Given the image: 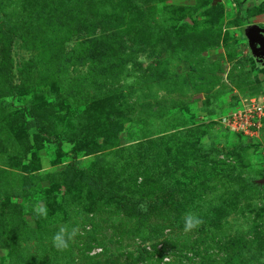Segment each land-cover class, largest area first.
Here are the masks:
<instances>
[{
	"label": "rangeland",
	"instance_id": "374dc122",
	"mask_svg": "<svg viewBox=\"0 0 264 264\" xmlns=\"http://www.w3.org/2000/svg\"><path fill=\"white\" fill-rule=\"evenodd\" d=\"M0 11V264H264V121L227 123L264 95V0ZM61 227L79 229L64 251Z\"/></svg>",
	"mask_w": 264,
	"mask_h": 264
},
{
	"label": "built area",
	"instance_id": "2783aa9c",
	"mask_svg": "<svg viewBox=\"0 0 264 264\" xmlns=\"http://www.w3.org/2000/svg\"><path fill=\"white\" fill-rule=\"evenodd\" d=\"M264 121V95L257 99L245 102L241 109L227 120L228 127L245 135L256 134L263 126Z\"/></svg>",
	"mask_w": 264,
	"mask_h": 264
},
{
	"label": "clouds",
	"instance_id": "9594fccd",
	"mask_svg": "<svg viewBox=\"0 0 264 264\" xmlns=\"http://www.w3.org/2000/svg\"><path fill=\"white\" fill-rule=\"evenodd\" d=\"M37 215L47 216V210L44 205L39 204L34 208ZM203 223V220L198 215L188 212L184 216V231L191 232L198 228ZM79 232L78 228H72L69 230L67 227H61L59 230L51 237L52 245L59 251H64L68 249L70 243L74 241L75 237ZM167 259V258H165Z\"/></svg>",
	"mask_w": 264,
	"mask_h": 264
},
{
	"label": "water",
	"instance_id": "95a60500",
	"mask_svg": "<svg viewBox=\"0 0 264 264\" xmlns=\"http://www.w3.org/2000/svg\"><path fill=\"white\" fill-rule=\"evenodd\" d=\"M247 43L252 56L264 64V28L250 27Z\"/></svg>",
	"mask_w": 264,
	"mask_h": 264
},
{
	"label": "trees",
	"instance_id": "16d2710c",
	"mask_svg": "<svg viewBox=\"0 0 264 264\" xmlns=\"http://www.w3.org/2000/svg\"><path fill=\"white\" fill-rule=\"evenodd\" d=\"M0 25L6 29L5 32H6L7 44L8 46H11L15 38L14 36L15 29L10 25V23L1 13V11H0Z\"/></svg>",
	"mask_w": 264,
	"mask_h": 264
},
{
	"label": "flooded vegetation",
	"instance_id": "af4514ba",
	"mask_svg": "<svg viewBox=\"0 0 264 264\" xmlns=\"http://www.w3.org/2000/svg\"><path fill=\"white\" fill-rule=\"evenodd\" d=\"M264 28V27H261ZM256 59V58H255ZM257 60V59H256ZM258 61V60H257ZM258 63L262 66V68H264V64L261 61H258Z\"/></svg>",
	"mask_w": 264,
	"mask_h": 264
}]
</instances>
